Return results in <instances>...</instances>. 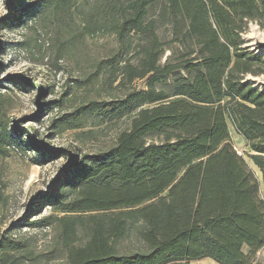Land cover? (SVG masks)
<instances>
[{
	"label": "trees",
	"instance_id": "trees-1",
	"mask_svg": "<svg viewBox=\"0 0 264 264\" xmlns=\"http://www.w3.org/2000/svg\"><path fill=\"white\" fill-rule=\"evenodd\" d=\"M102 1L99 26L123 53L138 36L137 62L114 55L109 76L119 86H142L97 103L102 119H128V126L108 151L72 159L45 201L50 214L31 223L59 234L60 264H262L255 255L264 247V89L242 81L259 59L242 52L239 32L263 15L264 0ZM155 2L195 56L160 63L163 42L146 18ZM89 108L55 126L79 128ZM229 124L245 153L230 142ZM4 129L0 108V142ZM25 135L41 161L55 154ZM150 135L160 140L148 142ZM0 264L43 263L27 243L7 237L0 239Z\"/></svg>",
	"mask_w": 264,
	"mask_h": 264
},
{
	"label": "rangeland",
	"instance_id": "rangeland-1",
	"mask_svg": "<svg viewBox=\"0 0 264 264\" xmlns=\"http://www.w3.org/2000/svg\"><path fill=\"white\" fill-rule=\"evenodd\" d=\"M46 1L24 0L17 6L11 0H0V108L5 123V137L0 142V239H20L43 264H60L65 251L59 234L31 222L50 214L45 201L72 159L108 151L128 126V119H102L97 103L120 98L131 88L141 87L142 82L119 86V81L109 76L108 61L114 55L137 62L131 57L138 36L123 53L115 36L99 26L103 22L102 0H52L57 5ZM160 8L155 2L146 15L155 21V32L163 42L160 63L195 56L187 55L195 46L184 40L183 30H174L172 22L160 16ZM262 14L256 20L244 21L239 32L242 52L259 59L242 81L260 90L264 89V10ZM171 79H166L165 86ZM36 85L45 89L42 96ZM84 107L90 108L79 128L55 126L64 115L63 120L70 119ZM228 129L235 150L248 151L230 124ZM26 133L33 136L37 147L55 154L41 161L40 150L30 147ZM159 140L155 135L147 137L148 142ZM122 246L130 243L125 240ZM255 256L264 264V247ZM190 264L217 263L200 259Z\"/></svg>",
	"mask_w": 264,
	"mask_h": 264
}]
</instances>
